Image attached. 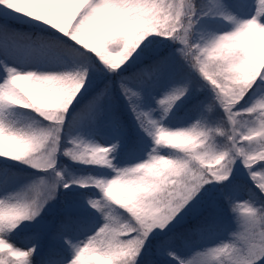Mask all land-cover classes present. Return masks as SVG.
<instances>
[{
	"label": "rangeland",
	"instance_id": "obj_1",
	"mask_svg": "<svg viewBox=\"0 0 264 264\" xmlns=\"http://www.w3.org/2000/svg\"><path fill=\"white\" fill-rule=\"evenodd\" d=\"M151 1L155 6V0H68L79 29L73 36V43L90 47L91 40L99 33V29L93 27L97 17L115 15L124 19L132 6L142 9ZM206 1L205 13L194 16L190 37L192 56H195L204 77L187 80L180 72L179 62L191 66V55L186 53L182 43L168 51L161 72L145 86L142 96L138 98L147 122L145 131L152 139L140 151L120 152V148L127 143L126 126L112 116V102L106 90L97 93L99 110L95 113L87 144L98 153L104 165L94 175L88 169L58 161L56 146L61 132V116H52L45 122L28 120L23 124L28 125L32 136L41 138L42 134H46V139L40 151L35 148L34 155L15 160L24 172L18 173V176L10 175L5 187L0 185V203L12 201L13 208L20 207L32 214L28 222L22 225L24 231L17 229V223L14 224V231H10L8 218L0 221V248H3L0 264L12 262L9 252L15 254L13 257L22 255L21 261L25 260L27 264H77L76 260L81 256L100 250V258L105 261L108 257L107 246L116 239L136 246L137 254L126 264L137 261L159 264L157 257L148 248L144 249L146 238L143 233L130 230L128 222L121 220L115 212L109 191L120 182L128 185L142 169L174 155L170 147L161 149L158 140L172 110L168 100L181 91L188 92L194 99L200 97L203 100L196 101L192 110L181 114L172 129L179 136L191 137L196 144H201L198 160H205L208 169L201 170L197 160L191 162L190 169L195 168L205 176L208 171L215 172L218 166L222 172H230L233 177H243L251 182L264 195V0ZM45 52L46 49L39 43L13 42L0 35V137L7 133L8 138L14 139L22 134L10 129L12 118L2 108V96L9 92L11 84L24 83L31 76L77 79L84 75L85 69L87 75L98 83L105 84V78L110 77L105 67L91 65L88 60L68 61L57 56L48 59L44 56ZM210 97L218 101L217 105L230 118L234 143L229 151H223L211 136L213 121L205 117ZM6 129L9 130L5 132ZM68 159L72 160L70 157ZM57 163H62L69 187H64L60 181L55 171ZM230 165L231 171L228 168ZM87 180L91 184L101 181L108 191L81 188L80 185L89 184L85 183ZM223 182L222 177L214 175L210 184L212 187L220 185V193ZM194 185V180L186 179L180 195L185 194V199H190L202 194L206 199L203 191L191 190ZM236 190L240 193L239 201L234 204L233 201L229 202V193H224L223 202L227 206L211 215L213 228L204 234L195 251L184 254L170 245L162 256L175 257L178 263L185 264H224L222 253L227 248V237L231 236L240 245L242 243L244 249L240 246L230 256L240 255L244 258L251 255L255 264L264 262V208L250 199L245 188L236 187ZM85 198L90 201L92 218H89L88 210H81ZM162 204L165 205V202L162 201ZM175 209L171 203L167 208L165 205L161 217L152 218L153 224L161 227ZM189 210V207L185 209ZM78 211L83 212L84 217L72 227V234L77 239L75 251L67 256H49L48 261L37 260L36 252L42 241L47 247L51 246L47 235L58 214L70 218Z\"/></svg>",
	"mask_w": 264,
	"mask_h": 264
},
{
	"label": "trees",
	"instance_id": "obj_2",
	"mask_svg": "<svg viewBox=\"0 0 264 264\" xmlns=\"http://www.w3.org/2000/svg\"><path fill=\"white\" fill-rule=\"evenodd\" d=\"M155 1V6L154 1H151L142 9H135L132 6L128 16L121 21L116 18H98L97 24L101 29L91 40V46L87 48L72 41L79 29L75 25L72 9L66 0H0V34L9 41L40 43L48 50L47 57L55 53L66 58L85 59L91 65L105 67L107 75L110 76L105 78L107 80L105 84L98 83L87 75L88 71L85 69L84 75L77 79L49 80L32 77L28 83L10 86L9 92L2 97V108L12 118L10 129L20 131L22 134L14 139L8 138L7 133L0 137L1 184L5 183L10 175L15 176L24 172L15 160L34 155V149L40 151L44 145L46 134H42L41 138L32 136L28 131V125L23 126L26 121L39 119L45 122L52 116H61L62 120L58 118L62 125L56 146L58 161L88 169L94 174L103 165L98 154L90 152L86 146V139L98 111L97 93L100 90H106L109 95L112 116L127 126L128 145L121 148L122 152L126 153L133 147L140 149L149 140L145 132L146 121L133 97L139 95L145 83L151 81L160 71L172 47L182 43L186 53L191 55V66L180 62L178 64L180 72L187 80L204 77L195 56H192L190 37L195 17L205 12L207 1ZM181 77L183 86V75ZM195 99L186 91L169 98L172 112L165 125L166 132L159 138L158 144L161 149L172 148L174 155L143 169L128 185L120 182L109 191L115 212L121 220L128 222L130 230L143 233L146 238L144 249L148 248L158 261L160 257L156 248L167 246L170 241L188 252L198 245L201 235L212 227L211 215L227 206L223 202L224 193H229L231 199L229 202L236 201L239 195L236 187L245 188L250 199L264 208V195L260 190L243 177H233L230 172L220 171L216 162V171H208L205 176L200 175L195 168L190 169L193 160L198 161L201 170L208 169L205 160H198L197 155L201 146L189 137L183 139L171 131L176 119L191 109ZM217 103L218 101L212 97L208 99L209 111L206 117L213 121L211 136L215 138L220 148L229 151L234 143V133L228 113ZM176 153L179 155H175ZM62 163H57L55 171L58 172L63 184L65 179ZM228 168L231 171L232 165ZM214 175H219L224 181L223 191L220 193L218 188L220 185L212 187L210 184ZM186 179L194 180L195 185L191 190L195 188L198 192L203 191L207 195L206 199L202 194L190 199H185L184 193V196H181V186L185 184ZM101 187L100 181L95 183V188ZM162 201L165 202L166 208L171 203L176 209L172 211L169 219L158 227L153 224L152 218L161 217L165 212ZM89 205V199L85 198L81 210H88L91 218L92 207ZM187 207L189 211H185ZM74 214L70 218L58 214L54 227L47 235L52 247L45 252L42 250L46 244H42L36 252L37 260L48 261L49 256L68 253L71 243L74 242L71 236L72 227L84 217L83 212L78 211ZM31 216L28 210L13 208L12 201L0 203V221L8 218L10 231H14L15 223L18 225L17 229H24L22 225L28 222ZM227 241L228 249L224 252V264H255L251 255L244 258L240 255L230 256L232 251L237 252L238 247L242 246L244 249V246L231 236ZM2 250L0 249V252ZM107 252L106 263L88 253L78 264H126L125 262L129 263L137 254V249L133 243L116 239L107 246ZM8 254L12 262L16 261L14 264H27L25 260L21 261L22 255L13 257L15 254L10 252ZM159 262L177 264L172 260ZM134 264L143 263L137 261Z\"/></svg>",
	"mask_w": 264,
	"mask_h": 264
}]
</instances>
